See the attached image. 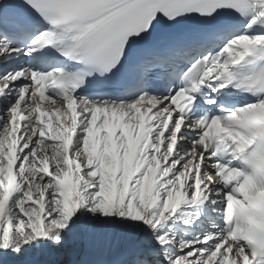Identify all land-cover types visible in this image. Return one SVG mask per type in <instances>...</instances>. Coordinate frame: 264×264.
Listing matches in <instances>:
<instances>
[{"label": "snow or ice", "instance_id": "6c2138e0", "mask_svg": "<svg viewBox=\"0 0 264 264\" xmlns=\"http://www.w3.org/2000/svg\"><path fill=\"white\" fill-rule=\"evenodd\" d=\"M0 264H264V0H0Z\"/></svg>", "mask_w": 264, "mask_h": 264}]
</instances>
